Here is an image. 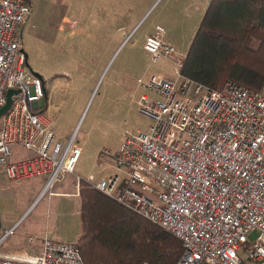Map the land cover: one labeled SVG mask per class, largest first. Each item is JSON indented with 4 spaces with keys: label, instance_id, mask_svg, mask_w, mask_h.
Segmentation results:
<instances>
[{
    "label": "built area",
    "instance_id": "obj_1",
    "mask_svg": "<svg viewBox=\"0 0 264 264\" xmlns=\"http://www.w3.org/2000/svg\"><path fill=\"white\" fill-rule=\"evenodd\" d=\"M31 14V0H0V107L16 90L2 115L0 172L12 181L45 176L52 186L68 172L81 179L82 147L76 133L58 138L42 110L44 80L22 51ZM164 33L157 24L144 48L153 60L175 57L177 75L140 78L138 105L153 123L107 150L119 171L94 183L179 237L184 252L176 264H264V89L236 81L214 88L185 76ZM15 146L31 154L15 158ZM14 231L0 229V247ZM42 242L37 253L0 251V264H87L76 242Z\"/></svg>",
    "mask_w": 264,
    "mask_h": 264
},
{
    "label": "rangeland",
    "instance_id": "obj_2",
    "mask_svg": "<svg viewBox=\"0 0 264 264\" xmlns=\"http://www.w3.org/2000/svg\"><path fill=\"white\" fill-rule=\"evenodd\" d=\"M77 1L32 0V14L22 29L23 48L28 65L42 74L51 90L46 113L54 120L58 138L65 141L76 133L80 140L76 173L97 182L107 170H115L106 168L115 162L107 150L117 151L126 132L153 123L138 105L140 78L152 73L170 78L177 75L175 57L153 60L144 48L147 27L163 24L165 40L176 46L177 56L184 62L205 10L197 13L198 0L113 4L110 35L107 31L111 41L104 42L103 35L77 34ZM101 4L104 2L96 7ZM41 103L45 104V98ZM25 150L13 147V157L27 153ZM6 178L0 179L1 230L15 227V231L4 238L2 247L6 243L12 249L33 251L42 246L45 236L77 241L82 231L80 198L73 194L75 183L80 186L77 176L64 173L52 186L45 176L21 181Z\"/></svg>",
    "mask_w": 264,
    "mask_h": 264
},
{
    "label": "trees",
    "instance_id": "obj_3",
    "mask_svg": "<svg viewBox=\"0 0 264 264\" xmlns=\"http://www.w3.org/2000/svg\"><path fill=\"white\" fill-rule=\"evenodd\" d=\"M181 73L214 88L236 81L252 91L262 90L264 0H210ZM44 98L43 111L48 89ZM79 198L82 231L76 243L87 264H176L181 258L179 237L86 177L80 179Z\"/></svg>",
    "mask_w": 264,
    "mask_h": 264
},
{
    "label": "crops",
    "instance_id": "obj_4",
    "mask_svg": "<svg viewBox=\"0 0 264 264\" xmlns=\"http://www.w3.org/2000/svg\"><path fill=\"white\" fill-rule=\"evenodd\" d=\"M129 0H94L93 2L91 0H78L77 3H78V11H77V15H78V18H79V21L77 19H75L77 22V24L75 25L76 27V31H77V34L80 35L81 37L84 36L85 34H87L90 32L95 36V35H99V37L101 38L102 35H103V41L106 42L107 40L108 41H111V37H108L107 39V31L110 35V29H108V27H111V22H112V14H113V11H114V7H113V4H127ZM135 1H138V2H145L147 0H134ZM209 1L210 0H198V5H197V8H196V11L197 13L198 12H203V10H206L205 8H207L206 6H208L209 4ZM32 2V0H31ZM98 2H104V5H100L101 7H96V4ZM187 3H189L188 1H185ZM205 6V7H204ZM127 9V8H126ZM126 9L124 10L126 12ZM99 11V15L96 14V11ZM123 11V10H122ZM120 11V12H122ZM118 12V11H117ZM205 12V11H204ZM27 23V22H26ZM157 25V24H156ZM163 25V24H161ZM138 25H136L137 27ZM164 26V25H163ZM135 27V28H136ZM165 28V26H164ZM154 26L151 25L149 27H147L145 33H144V40H145V37L148 33H151L154 31ZM134 31V30H133ZM165 33H166V29H165ZM80 37V38H81ZM193 38V37H192ZM168 42H171V41H168ZM172 43V42H171ZM173 44V43H172ZM24 49V48H23ZM186 48L183 49V53L185 52ZM44 80V78H43ZM44 83H45V88L48 89L47 85H46V82L44 80ZM49 90V89H48ZM139 90L141 92V88H140V84H139ZM50 96H51V90H49V98H48V102H49V99H50ZM139 98V97H138ZM49 107V103H48V106L47 108ZM47 110V109H46ZM45 110V111H46ZM51 117V116H50ZM52 118V117H51ZM53 119V118H52ZM56 130V129H55ZM57 132V131H56ZM60 137V136H59ZM27 153H22V152H18V156H16L15 158H18V157H23V156H26V155H29L31 154V151L29 150H25ZM100 155V154H99ZM112 165V166H110ZM107 169L111 168V169H115V170H112V171H109L107 170L106 173H104L102 175V178L105 177L107 174H111V173H115L117 171H119L117 168H115V166H113V164H109L107 167ZM105 168V169H106ZM5 176L7 177L3 172H0V179ZM76 176V175H75ZM83 177V176H81ZM88 179H90L91 181L95 182L94 180H92L91 178L89 177H86ZM8 179V178H6ZM10 180V179H9ZM12 181V180H11ZM77 183H75V192H73V194L77 195L79 197V192H80V186L77 187L76 185ZM1 185V184H0ZM52 192H59V193H64V194H71L72 192H68V191H52ZM79 213H80V210H79ZM1 229V228H0ZM42 249V246L37 248V249H34L33 251H27V250H18V249H12V248H9L8 244H4L3 247L1 246L0 247V251L4 254H14V253H20V252H27V253H37L39 252L40 250Z\"/></svg>",
    "mask_w": 264,
    "mask_h": 264
},
{
    "label": "water",
    "instance_id": "obj_5",
    "mask_svg": "<svg viewBox=\"0 0 264 264\" xmlns=\"http://www.w3.org/2000/svg\"><path fill=\"white\" fill-rule=\"evenodd\" d=\"M22 51L24 52V49L22 48ZM26 58H28V54L25 53ZM27 64H28V60H27ZM39 76L42 77V74H40L39 72L35 71ZM43 78V77H42ZM16 90L15 89H9L7 92V101L6 103L0 107V116H2L11 106L12 103V94L15 93ZM2 226V221H1V212H0V228Z\"/></svg>",
    "mask_w": 264,
    "mask_h": 264
}]
</instances>
